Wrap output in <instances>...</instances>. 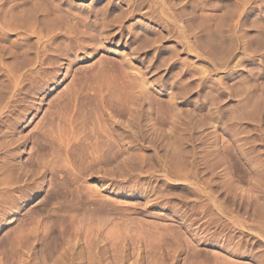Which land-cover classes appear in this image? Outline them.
Returning <instances> with one entry per match:
<instances>
[{
    "label": "rangeland",
    "instance_id": "rangeland-1",
    "mask_svg": "<svg viewBox=\"0 0 264 264\" xmlns=\"http://www.w3.org/2000/svg\"><path fill=\"white\" fill-rule=\"evenodd\" d=\"M0 264H264V0H0Z\"/></svg>",
    "mask_w": 264,
    "mask_h": 264
},
{
    "label": "bare ground",
    "instance_id": "bare-ground-1",
    "mask_svg": "<svg viewBox=\"0 0 264 264\" xmlns=\"http://www.w3.org/2000/svg\"><path fill=\"white\" fill-rule=\"evenodd\" d=\"M138 6V5H137ZM152 12V11H151ZM128 14V13H127ZM104 76V75H103Z\"/></svg>",
    "mask_w": 264,
    "mask_h": 264
}]
</instances>
